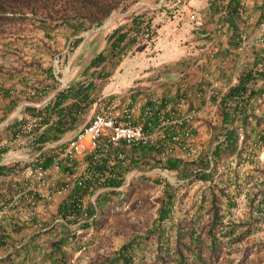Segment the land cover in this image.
I'll use <instances>...</instances> for the list:
<instances>
[{
	"label": "trees",
	"instance_id": "obj_1",
	"mask_svg": "<svg viewBox=\"0 0 264 264\" xmlns=\"http://www.w3.org/2000/svg\"><path fill=\"white\" fill-rule=\"evenodd\" d=\"M139 1L0 0V32H6V29H4L6 26L23 25L30 21L33 24H37V27L44 35L43 41H39L34 46L32 60L25 63V66L30 68V72L36 73L40 71L41 78L37 76L36 81L30 87H28L27 82L28 80L32 81L31 79H21V82L25 85L24 90L15 91L14 94H11V89L5 90L8 104L4 111H17L22 103H32L25 105L22 113L43 118V125L46 128L42 132H37L33 138L35 150L40 151L45 146L59 141L78 127L95 104L92 92L95 91L97 82L110 81L125 61L134 56L144 46L154 42L161 28L158 20L162 16L159 14H163L164 7L162 5L158 11L144 9L141 12L133 13L130 18H125L122 22L115 24L106 31L104 33L103 48L91 57L77 79L59 91L54 98L41 107L33 104L41 103L44 93L50 90L56 91L59 87V82L56 79L53 63L44 66L36 59L38 55L47 56L51 60V57L59 54L60 49L52 45V42L58 37L59 32H68L70 35L66 49H68L69 53L75 54L83 44L82 50L77 57L79 61H82L86 51V41L84 37H81L82 34L101 28L114 12L125 10L130 4H136ZM165 2L172 4L181 2V0H166ZM237 3L238 0H235V4ZM28 15H31L32 18H29ZM232 18L234 16L227 20ZM260 79H264L263 71L261 73L253 70L248 71L241 77L240 84L231 88L223 97L221 106L225 125H234L239 122L240 125L245 127L248 124L250 111H246L247 109L245 108V111L241 112V116H237V99L247 91V86L250 83H256ZM209 84L207 80L200 82V85L205 87ZM26 88L32 92V95H27ZM253 95H255L254 91L249 99ZM232 109L233 111H231ZM54 116H56L55 119ZM22 121L23 119L19 126ZM226 128L227 126L223 128L220 137ZM237 140L238 134L236 130L229 131L227 142L217 146L213 152L215 162L221 155H226L233 151L236 148ZM135 150H141L144 153L143 158L145 160H134L131 153L135 154ZM0 152L5 153L6 149ZM128 152V159H131V162L125 171L132 169L134 166L149 170L160 167L177 171L179 177L186 180L193 177L195 170H200L196 174L197 180L210 181L211 184L203 191L201 200L195 196L190 209L180 210L179 212H176L175 209L178 200L180 201L179 191L184 185L175 187L166 184L158 220L153 223L152 227L146 229L143 234L129 236L104 264H219L225 247L224 240L229 238L227 246H233L242 242L250 234L251 230L248 229L236 236L237 228L244 226L233 221L228 224L224 222L225 214L221 206V199L223 197L228 198L230 206L234 208L236 207V202L233 197L230 199L226 189L221 187L219 182H214L213 179L209 180V175L205 171L210 167L208 158L210 152H206L203 149L196 161H186L175 154H169L167 152V143H164L160 150L154 148L130 149ZM243 152L244 149L239 153L240 157ZM154 154L160 156L159 161L156 160ZM54 155L46 154L45 163L43 164L45 167L53 163ZM82 162L93 167V156H86ZM82 162L75 161L71 167H63L64 172L69 173L71 177L75 175L73 179L75 190L71 198L64 203L60 210L64 217L70 211L75 210L79 196L88 195L91 188L94 191L98 187L99 180L95 175L104 171V167L100 166L91 168L89 172L92 173L93 178L85 181V188H83L79 185L83 175L76 177V170H74V167H80ZM118 167L122 169L121 165H118ZM122 172L118 173V178L122 176ZM192 182L190 180L186 185H191ZM122 183L123 181L119 179H109L106 181L105 186L119 187ZM182 196L184 198L187 195L183 194ZM105 200V196H101L98 200V205L102 209L105 207ZM207 203L209 204L208 207L206 206ZM177 215L180 216L178 220L176 219ZM98 220L86 225L84 230L91 227L98 228L103 224H101L102 219ZM173 232L175 239L171 241ZM67 234L69 238L71 236L70 232ZM9 235L0 222V247L5 246V240ZM152 237L157 239L158 245L153 258L148 261L145 253L150 249L148 240ZM209 239H211V242ZM65 240L66 238L52 243V255L49 258L51 264H70V257L63 249ZM77 244H81L80 240ZM10 261L11 258L8 257L0 260V263L6 264Z\"/></svg>",
	"mask_w": 264,
	"mask_h": 264
},
{
	"label": "crops",
	"instance_id": "obj_2",
	"mask_svg": "<svg viewBox=\"0 0 264 264\" xmlns=\"http://www.w3.org/2000/svg\"><path fill=\"white\" fill-rule=\"evenodd\" d=\"M193 5L203 9L207 21V31L215 34L217 38L218 55L215 63H208L204 67L198 68L195 66V64L203 58V55H200L199 51L202 49L205 41L194 34H192L191 37L189 36L193 40L191 41L192 47L188 50V65L190 66L189 72L191 75L188 82L184 85V89L175 90L177 87L173 83L174 77H172V73L167 71L169 69L167 62H172L174 60L176 48H174L173 44L170 46H163V42L167 37L166 33H170L171 27L168 26L160 29L153 42L154 44L150 47L148 45L144 46V48L139 50L135 56L129 58L119 67L117 74L112 78L116 79L118 77L114 82L109 84L110 81H113L112 79L107 82H97L95 91L92 92V98L95 99V104L92 106L88 114L83 118L75 130L68 133L59 141L49 145L54 144L57 149L64 147L68 141L87 125L97 113L99 107L98 102L101 97H105L106 101L119 99L123 103H126L129 98H132L138 105V108L133 110V123L141 124L144 123V108L147 105L156 99L161 100L163 103L169 102L171 104H176L178 99L175 102H172L176 98L173 96L176 91L178 93H183L185 91V95L182 96L188 100L190 108L200 109L203 106L204 101L198 100L196 98V93L203 91L205 88V86L200 85L202 80L209 81L204 77L205 71L212 73L215 78H218L222 86L229 87L228 92L231 88L240 84L241 77L245 75V73H248V71L253 70L256 72L258 71L259 73L262 71L264 72V49L256 47L250 54L253 61L249 62L246 67L241 69V77L236 82L233 76V60L238 45L237 28L239 21L237 17L227 20L218 17L216 13L204 3L194 2ZM254 14L257 17V22H260V20L263 19L264 5H262L261 0L258 1L257 7L254 9ZM82 45L75 53V56H73L69 63V67L65 69L63 73L68 84L77 79L78 75L83 70V67L88 63L91 57L103 48L104 42L103 44L99 43L98 46L95 42L90 50L85 46V56L78 64L77 62L79 61V58L77 57L82 50ZM161 45L163 46L161 50L164 49L162 53V56H165L163 60L164 63L155 66L146 62L149 60V53L152 52L153 49H159ZM90 52L93 53H91V57L88 58ZM193 53L196 55H193ZM120 71H122V74H120ZM9 76H12L10 80H0V151L6 149L5 153H11V148L5 147L4 142L12 137L24 116L30 115L22 113L23 107L32 104L22 103L17 111H4L8 104L7 97H5V90L11 89V94H14L15 91L18 92L19 89H17L16 84H14L13 79H21L20 77L18 78L17 75L10 74ZM32 82L33 80L27 82L28 87L34 83ZM22 90H24V87ZM61 90L63 89L59 83V87L56 91L50 90L49 92L44 93L43 101L33 105L42 106L48 103ZM254 93L255 95L248 100L247 104H245L241 110L245 111L246 108V111H250L249 118L252 119V121H249L248 119V124L244 127L246 135L245 142L241 145L237 140L236 148H234L233 151H230V153L218 157L215 162L213 173L208 174L209 180L216 179L217 182L221 184V187L226 189V193L230 199L233 197L235 202L241 193L247 191L246 185L250 182L256 185L259 183V189H264V85L257 87L254 90ZM30 94L32 95V92L27 89V95L29 96ZM20 108L22 109L21 111H19ZM222 111V106L219 107L216 102H214L208 112L193 124L196 133V143L202 145L206 152L212 151L213 145L218 141L223 128L230 125L224 124ZM231 111H233V109ZM236 111H238L237 108ZM237 116H241V113L237 114ZM55 118L56 116H54V119ZM237 124L240 125L239 122ZM45 128L46 126L43 125L42 129L38 132H42ZM28 146H31L32 154L30 155L25 154V148ZM245 148L251 151L253 158L248 165L240 166L241 157L239 156V153ZM19 149L20 150L15 155L30 157L39 152L34 149L33 139L23 143ZM5 153L0 152V160ZM46 154L52 155L54 154V151L50 150L43 155L42 166H44L43 164L45 163ZM154 155L156 156V160L159 161L160 156L156 154ZM81 160L83 161V159ZM81 160L80 162H82ZM234 162L237 163V168L235 169L231 167V164H234ZM80 164H83V162ZM91 168L93 169L94 167H90L87 163H84L75 171L76 177L81 174L84 177L85 173L89 172ZM15 171L16 168L14 167H0V209L3 204L9 202L15 195L24 192L27 189V183L21 181L20 177L14 173ZM69 175L70 174L63 172L61 179L57 181V187L60 188L68 184L69 189L55 196L46 215L42 212L41 203L37 202L33 204L29 201L28 195H26L22 199L20 207L16 208L11 213L10 217L1 223L7 233L10 234L5 240V246L0 247V255H4L3 259L8 257L11 258V261L6 264H51L49 258L52 255V243L58 242L64 238H66V240L63 249L66 254L69 255L70 261L72 259L71 255H73L75 259L78 258L80 254L79 252L76 253V251L80 247V244H77L79 240L73 237V229L69 228L67 225H54L57 216L62 215L60 210L64 206V203L71 198V195L75 190L73 181L75 175H73V177H69ZM67 178L69 181H67ZM143 181L144 179L135 181L130 188L132 192L137 189V185L141 186ZM238 182L239 185L235 187L234 185ZM164 188L162 189L163 192ZM253 189H255L254 186ZM253 189L252 187L249 189L251 194ZM104 192H109L110 195H113L114 200L111 203L110 208L119 203L118 200H120L121 194L117 191L108 190ZM221 203L223 213L225 214V224L233 221L236 224L244 226L242 228H237L236 236L244 233L248 229L251 230V232L242 242L233 246H227L229 238L224 240L225 247L219 264H264V221L261 222L256 220L249 211V209L251 210L254 206V198L251 197L247 202L249 209H245L239 214L234 211V207L230 206L228 198L223 197ZM206 206L208 207L209 204L207 203ZM108 216L110 217V214L107 215V217ZM109 217L108 219L110 221L111 218ZM23 219H26V221ZM115 224V221L111 224L109 223V225L107 223L104 225L103 223L98 228H86V232L84 233L88 236H92L90 237V240H92L90 241V244L95 243L98 245L101 239L100 236L106 235L107 237H110L109 241L112 242V240L116 239ZM68 232L71 234V236L69 235V238L67 234ZM81 239L80 243L81 241L83 243L85 238L82 236ZM174 239L175 236L173 232L171 234V241ZM209 240L211 242V239Z\"/></svg>",
	"mask_w": 264,
	"mask_h": 264
},
{
	"label": "built area",
	"instance_id": "obj_3",
	"mask_svg": "<svg viewBox=\"0 0 264 264\" xmlns=\"http://www.w3.org/2000/svg\"><path fill=\"white\" fill-rule=\"evenodd\" d=\"M191 1L206 4L220 18L237 17L239 21L237 28L238 45L233 60V76L237 82L241 77V69L253 61L250 55L253 49L256 47L264 49V17L260 22H257V17L254 14V9L257 7L259 0H238L237 4H235V0ZM261 2L264 5V0H261ZM125 15L114 12L97 31H108L117 24L116 19L121 22L125 19ZM206 27L207 21L203 9L193 5L188 9L186 18L182 21L181 29L176 34L177 41L183 40L188 33H193L204 39L205 43L199 51L203 58L195 64L197 68L217 61V38L215 34L207 31ZM193 55L196 54L193 53ZM158 56L160 57V55ZM58 64L59 60L56 59L55 75L61 88L64 89L68 83L63 76L64 71L60 70ZM186 74H181V77ZM204 77L210 81V84L203 91L196 93V98L204 101L200 109H191L188 100L183 96L177 100L176 104L163 103L161 100L156 99L144 108V123L134 124L132 119L133 110L137 109L138 105L132 98L123 103L119 99L106 101L105 97H101L98 102L97 113L87 125L68 141L66 146L57 149L54 144L48 145L36 155L30 157L15 154L20 150L19 148L23 143L33 139L37 132L42 129L43 118L41 116L25 115L12 137L4 142L5 147L11 148V153L3 154L0 160V167L16 168L14 173L20 177L21 181L27 183V189L2 205L0 222H4L16 208L20 207L21 201L26 195H28L29 201L33 204L41 203L42 212L46 215L55 196L69 189L68 184L60 188L56 185L63 175V167H71L72 163L80 161L88 155H93V167H104V171L95 175L99 180V185L94 191L91 188L90 193L86 195L87 197L79 196L75 210L70 211L65 217L63 215L57 216L54 223V225H67L73 229L76 239H79V236L83 234L82 228L100 218L101 210L98 200L104 191H117L121 194L119 203L111 207L109 218L115 215L132 213L134 203L128 198H124V193L132 187L135 181L140 179L150 180L155 184V189L159 192L162 191L166 184L179 187L188 184L191 180L193 181L191 185L198 188L195 196L201 200L203 191L211 182L197 180L196 174L200 170H195L193 177L185 180L179 177L177 171L160 167L152 170L139 167L128 171H125V169L129 163L128 151L130 149L154 148L160 150L164 143H167V152L169 154L178 155L179 158L186 161H196L199 158L203 147L196 143V133L193 124L208 112L214 102L220 107L224 95L229 90V87L222 86L220 80L215 78L212 73L205 71ZM260 85H264V79H260L256 83H250L247 86V91L237 99V114L242 112L241 110L249 100L252 92ZM37 106L40 107L41 105ZM249 121H252V119L249 118ZM232 130H236L238 142L241 145L245 142L244 126L237 123L227 126L220 139L214 143L209 154L210 167L205 171L207 174H212L215 168V158L213 156L215 148L227 142L228 132ZM50 150L54 151L55 154L53 163L50 166H42L43 155ZM252 158L251 151L245 148L241 155L240 166L248 165ZM236 164L234 162L231 167L233 169L237 168ZM118 165H121L122 169ZM80 167H74V170ZM121 172L122 176L118 178L117 175ZM69 177L71 176L69 175ZM92 178L91 172L85 173L79 185L85 188V181L92 180ZM109 179H119L123 183L119 187L105 186L106 181ZM67 181H69L68 178ZM216 181L214 179V182ZM237 185H239V182L234 186L236 187ZM259 185V183L256 185L251 182L246 185L247 191L241 193L236 199L234 211L239 214L245 209H249L247 202L252 197L254 198V206L249 211L256 220L262 222L264 221V189H259ZM253 186L255 189H253ZM251 187L253 189L252 194L249 191ZM140 204L141 202L138 201L135 206L139 208L141 207ZM23 220L26 221V219ZM85 249V246L81 248L79 254ZM3 258L4 255H0V260Z\"/></svg>",
	"mask_w": 264,
	"mask_h": 264
},
{
	"label": "rangeland",
	"instance_id": "obj_4",
	"mask_svg": "<svg viewBox=\"0 0 264 264\" xmlns=\"http://www.w3.org/2000/svg\"><path fill=\"white\" fill-rule=\"evenodd\" d=\"M165 1L166 0H140L136 4L135 3L130 4L125 10H118L117 12L119 14H126L125 18H130V16L133 13L141 12L144 9H149L151 11L154 10L158 11L163 5L164 7L163 14H159L162 16L158 20V24L161 26L160 29H163L168 26L171 27V31L169 34L165 32L167 37L163 42V46L166 45L170 46L173 44L174 48H176L174 60L172 62H167L169 69L167 68L168 70L167 69L166 70L169 73H172V77H174L173 83L178 88V89L175 88V90H179V89H184V85L188 82V79L191 75V73L189 72L190 66L188 65V59H189L188 50L192 47L191 41L193 40L190 37L193 33L186 34V37L180 41H177L176 34L180 31L182 26V21L185 20L186 13L188 9L191 6H193L194 2H192L191 0H181V2H175L171 4ZM28 16L29 18H32L31 15ZM116 20H117L116 21L117 24L120 23L118 19ZM4 29H6V32L4 33L0 32V80L2 79H5L6 81L8 79L10 80L12 76L9 75L11 74V75H17V77L18 78L20 77L21 79L29 78L33 80V82H35L37 76L41 78V72L40 71H37L36 73L30 72V68L28 66H25V63L30 62L32 60L34 46L37 45L39 41H43L44 39L43 33L37 27V24H33L30 21H27L26 24L23 25L14 24L12 26H6L4 27ZM104 33L105 32H100L97 31V29H93L83 33L81 37H84L86 41L85 46L88 48V50H90L91 47L95 44V42L97 43V46L99 45V43L103 44L104 36H105ZM69 35L70 33L68 32L58 33V37L55 39V41L52 42V45L58 47L60 49V53L55 55L54 57H51V60L47 56H40V55H38L36 59L40 61L42 64H44V66H48L49 63H53L54 69H56L55 60L58 59L59 60L58 65L60 70L65 71V69L69 67V63L71 62L73 56H75V54L69 53L68 49H66V44H68L67 40ZM152 44L154 43H151L148 46L150 47ZM163 46L161 45L159 49H153L152 52H150L148 55L149 60L146 62H149L155 66L160 65V63H164L163 60L165 56L164 57L162 56L164 49L161 50ZM91 53L93 52H90L88 54L89 55L88 58L91 57L92 55ZM158 55H160V57ZM79 62L80 61H78L77 63L79 64ZM183 73H187V74L184 77H181V74ZM120 74H122V71H120ZM21 79L20 80L15 78L13 79L14 84H16L17 89L19 90H22L23 87L25 86L21 82ZM116 79H112L113 81H110L109 84L114 82ZM184 92L178 93L176 91L173 94V96L176 98L172 102H175L177 99L182 97V95L184 96L185 95ZM135 152H136L135 154H132L130 152L134 160H138V161L145 160L143 158L144 154L143 152H141V150H135ZM25 154H29V155L32 154L31 146L25 148ZM128 160H129L128 163L129 165L131 159ZM132 168H138V167L134 166ZM196 191H198V188H196L194 185H184L182 187V189L179 191L180 201H178L176 204V209H175L176 212L177 211L179 212L180 210L190 209L194 201L193 199L195 198ZM183 194H186L187 196L183 198L182 196ZM108 195H110L108 192H104L101 195V196H105L106 200L104 205L105 207L103 209L100 207L101 216L99 220L102 219L101 224L104 223V225H106V223L109 225V223L111 224L113 223V221L116 222L115 224L116 241L112 240V242H110L109 241L110 237H107V235L105 234L106 236H100L101 239L98 245L95 243L90 244V241H92L90 240V237L92 236H88L87 234H85L84 232H86V230L82 228L83 234L79 236L78 240H82L81 239L82 236L85 239L83 240L84 241L83 243L81 241L80 247L77 249L76 253L79 252V250L84 246L86 247V249L78 256L77 259H75L73 255H71L72 262L70 261V264H104L107 259H110L114 255L116 249L118 250L121 247V245L126 241L127 237H129L130 235L143 234L145 230L152 227L153 223L156 222L159 218V211L161 209V203L163 200V191L161 192L157 191L155 189V184H153L150 180H144L141 183V186L137 185V189L133 190V192L131 189H129L124 193L125 196L124 198H128L134 203L133 212L130 214L126 213L122 215H115L111 217L110 221L108 219L109 216L107 217V215L110 214L109 213L111 209L110 205L113 202L114 198L113 195L110 196ZM138 201L141 202L140 204L141 207L139 208L135 206L136 202ZM179 218L180 216L177 215L176 219L178 220ZM73 237L76 238V235H74ZM148 242H149L148 247H150V249L147 250V253H145V255L149 261L151 258H153V255L155 254V250L158 244H157V239L155 237L149 238Z\"/></svg>",
	"mask_w": 264,
	"mask_h": 264
},
{
	"label": "water",
	"instance_id": "obj_5",
	"mask_svg": "<svg viewBox=\"0 0 264 264\" xmlns=\"http://www.w3.org/2000/svg\"><path fill=\"white\" fill-rule=\"evenodd\" d=\"M163 2V1H162ZM22 109L20 108L19 111H21Z\"/></svg>",
	"mask_w": 264,
	"mask_h": 264
}]
</instances>
